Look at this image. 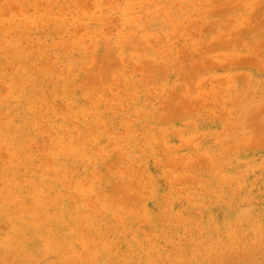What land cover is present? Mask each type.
Listing matches in <instances>:
<instances>
[{
  "label": "rangeland",
  "instance_id": "374dc122",
  "mask_svg": "<svg viewBox=\"0 0 264 264\" xmlns=\"http://www.w3.org/2000/svg\"><path fill=\"white\" fill-rule=\"evenodd\" d=\"M0 134V264H264V0H0Z\"/></svg>",
  "mask_w": 264,
  "mask_h": 264
},
{
  "label": "bare ground",
  "instance_id": "6f19581e",
  "mask_svg": "<svg viewBox=\"0 0 264 264\" xmlns=\"http://www.w3.org/2000/svg\"><path fill=\"white\" fill-rule=\"evenodd\" d=\"M143 11V10H142ZM159 14V13H158ZM154 16V15H153ZM36 18V17H35ZM36 20V19H35ZM4 22V21H3ZM36 23V22H35ZM156 39V38H155ZM153 40H154V38H153ZM94 41V40H93ZM26 42V41H25ZM137 44V43H136ZM3 45V44H2ZM23 47V46H22ZM4 48V47H3ZM45 52V51H44ZM37 55V54H36ZM30 59V58H29ZM1 63H2V61H1ZM18 64V63H17ZM143 65V64H142ZM27 66V65H26ZM18 75V74H17ZM35 75V74H34ZM16 76V75H15ZM168 76V75H167ZM25 79V78H24ZM4 80V79H3ZM17 81V80H16ZM167 81V80H166ZM19 82V81H18ZM22 83V82H21ZM17 84V83H16ZM19 84V83H18ZM247 84V83H246ZM105 85V84H104ZM248 85V84H247ZM159 86V85H158ZM252 86V85H251ZM39 87V86H38ZM90 87V86H89ZM93 89V88H92ZM94 90V89H93ZM16 92H18V91H16ZM19 93V92H18ZM22 93V92H21ZM15 95V94H14ZM20 99V98H19ZM26 99V98H25ZM21 100V99H20ZM25 102V101H24ZM17 103V102H16ZM29 103V102H28ZM248 103V102H247ZM32 104V103H31ZM30 104V105H31ZM251 105V104H250ZM35 106V105H34ZM33 106V107H34ZM42 106V105H41ZM242 106H243V104H242ZM246 106V105H245ZM249 106V105H248ZM239 107H240V105H239ZM247 107V106H246ZM245 107V108H246ZM26 108H29V107H26ZM245 108H244V111H245ZM251 108V107H250ZM22 109V108H21ZM40 109V108H39ZM247 109V108H246ZM252 109V108H251ZM23 110V109H22ZM36 110V109H35ZM43 110V109H42ZM70 110V109H69ZM237 110V109H236ZM243 110V109H242ZM30 111V110H29ZM72 111V110H71ZM80 111V110H79ZM238 111V110H237ZM22 112V111H21ZM24 112V111H23ZM74 112V111H73ZM244 113H247V112H244ZM25 115V114H24ZM27 115V114H26ZM25 115V116H26ZM44 115V114H43ZM50 115V114H49ZM64 115V114H63ZM35 116H36V114H35ZM40 116V115H39ZM45 116V115H44ZM241 116V118H242V116L243 115H241V114H239L238 115V118ZM28 117H30L29 115H28ZM37 117V116H36ZM246 117V116H245ZM27 118V117H26ZM32 118V117H31ZM40 118V117H39ZM35 119V118H34ZM46 119V118H45ZM71 119V118H70ZM237 119V118H236ZM59 120V119H58ZM68 120V119H67ZM181 120V119H180ZM238 120V119H237ZM30 122V121H29ZM33 122V121H32ZM242 122V121H241ZM41 124V123H40ZM224 124V123H223ZM236 124H240V122H237ZM244 124V123H243ZM32 125V124H31ZM38 125V124H37ZM214 125V124H213ZM226 125V124H225ZM7 128V127H6ZM13 128V127H12ZM241 128V127H240ZM239 128V129H240ZM246 128V127H245ZM207 129H208V127H207ZM242 129V128H241ZM15 130V129H14ZM238 130V129H237ZM23 131V130H22ZM92 131V130H91ZM19 132V131H18ZM39 132V131H38ZM176 132V131H175ZM215 132V131H214ZM10 133V132H9ZM12 133V132H11ZM216 133V132H215ZM16 134H18V133H16ZM209 134V133H208ZM1 135V134H0ZM18 135H20V134H18ZM31 135V134H30ZM41 135V134H40ZM51 135V134H50ZM129 135V134H128ZM173 135V134H172ZM214 135V134H213ZM16 136V135H15ZM34 136V135H33ZM14 137V136H13ZM12 137V138H13ZM27 137V136H26ZM36 137V136H35ZM177 138V137H176ZM213 138V137H212ZM8 139V138H7ZM86 139H87V137H86ZM76 140H77V138H76ZM130 141V140H129ZM264 141V140H263ZM2 142H6V141H3V139H2ZM92 143V142H91ZM123 145V144H122ZM26 147V146H25ZM45 147H46V145H45ZM199 147H200V145H199ZM31 148H32V146H31ZM37 148V147H36ZM39 148V147H38ZM44 148V147H43ZM15 153V152H14ZM189 153V152H188ZM141 154V153H140ZM224 154V153H223ZM122 155V154H121ZM118 156V155H117ZM120 156V155H119ZM132 155H130V157H131ZM222 156V155H221ZM121 157V156H120ZM211 157V156H210ZM118 158V157H117ZM134 158V157H133ZM137 157H135V159H136ZM122 161V160H121ZM124 161H125V159H124ZM144 161V160H143ZM227 161V160H226ZM125 163V162H124ZM219 163V162H218ZM253 163V162H252ZM42 165V164H41ZM227 165V164H226ZM61 166V165H60ZM225 166V165H224ZM229 168V167H228ZM74 171V170H73ZM177 171V170H176ZM211 171V170H210ZM225 171V170H224ZM219 172V171H218ZM263 172H264V168H263ZM62 173V172H61ZM68 173H69V171H68ZM129 173V172H128ZM234 173V172H233ZM64 174V173H63ZM74 174V173H73ZM214 174V173H213ZM237 174V173H236ZM244 174V173H243ZM254 176V175H253ZM67 177V176H66ZM64 178V177H63ZM77 179V178H76ZM80 180V179H79ZM75 181V180H74ZM9 182V181H8ZM220 182V181H219ZM230 182V181H229ZM228 182V183H229ZM169 185V184H168ZM55 186V185H54ZM71 186V185H70ZM73 186H75V185H73ZM72 187V186H71ZM76 187V186H75ZM83 188V187H82ZM151 188V187H150ZM124 189V188H123ZM127 189V188H126ZM153 190V189H152ZM15 191V190H14ZM36 192H38V190L36 191ZM148 192V191H147ZM150 192H151V190H150ZM39 195V194H38ZM58 195V194H57ZM148 195V194H147ZM21 196V195H20ZM14 198V197H13ZM97 198V197H96ZM167 199V198H166ZM169 199V198H168ZM215 199V198H214ZM13 200V199H12ZM26 200V199H25ZM94 200V199H93ZM256 200V199H255ZM6 201V200H5ZM11 201V200H10ZM8 202V201H7ZM169 202H171L170 200H169ZM217 202V201H216ZM3 203V202H2ZM122 203V202H121ZM170 204V203H169ZM20 206V205H19ZM98 207V206H97ZM170 208V207H169ZM138 210V209H137ZM142 210H144V209H142ZM96 211V210H95ZM2 213V212H1ZM82 214V213H81ZM140 214V213H139ZM142 214V213H141ZM169 215V214H168ZM170 215H171V213H170ZM15 216V215H14ZM18 216V215H17ZM174 216V215H173ZM226 219V218H225ZM184 220V219H183ZM175 222V221H174ZM181 222H182V219H181ZM99 223V222H98ZM129 223V222H128ZM173 223V222H172ZM183 223V222H182ZM174 224V223H173ZM175 224H176V222H175ZM184 230V229H183ZM264 230V229H263ZM86 231V230H85ZM97 232V231H96ZM94 233H95V231H94ZM105 233V232H104ZM191 233V232H190ZM186 234V233H185ZM63 235V234H62ZM183 235V234H182ZM216 235V234H215ZM64 236V235H63ZM80 236V235H79ZM172 236V235H171ZM202 239V238H201ZM207 239V238H206ZM7 242V241H6ZM202 242V241H201ZM228 242V241H227ZM204 245V244H203ZM225 246V245H224ZM6 248V247H5ZM195 249V248H194ZM208 249V248H207ZM240 249V248H239ZM220 250V249H219ZM112 251V250H111ZM221 251V250H220ZM242 251V250H241ZM219 252V251H218ZM195 253V252H194ZM221 253V252H220ZM197 254V253H196ZM215 254V253H214ZM216 254H217V252H216ZM218 255V254H217ZM216 256V255H215ZM124 258V257H123ZM196 259V258H195ZM216 261V260H215Z\"/></svg>",
  "mask_w": 264,
  "mask_h": 264
}]
</instances>
